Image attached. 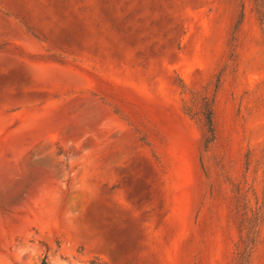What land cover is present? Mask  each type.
Listing matches in <instances>:
<instances>
[{
    "label": "rangeland",
    "instance_id": "374dc122",
    "mask_svg": "<svg viewBox=\"0 0 264 264\" xmlns=\"http://www.w3.org/2000/svg\"><path fill=\"white\" fill-rule=\"evenodd\" d=\"M263 198L264 0H0V264H264Z\"/></svg>",
    "mask_w": 264,
    "mask_h": 264
},
{
    "label": "trees",
    "instance_id": "16d2710c",
    "mask_svg": "<svg viewBox=\"0 0 264 264\" xmlns=\"http://www.w3.org/2000/svg\"><path fill=\"white\" fill-rule=\"evenodd\" d=\"M218 85H216V88ZM183 112L192 119H198L202 123L204 129V147L208 146L216 139V129L214 123V110H213V101L208 99L207 96L202 95L199 99L197 97L192 98L188 104L183 105ZM220 166V171L224 174L225 177L230 179V167H226L222 161L218 162ZM217 193V191H214ZM235 203H238V198L235 197ZM236 215L239 214L240 210L238 205H235ZM264 210V198L263 205L258 208V211ZM240 216V214H239ZM242 216V213H241ZM243 216H245L243 214ZM257 218V217H256ZM255 218V220H256ZM247 221V218H244L238 222L239 227L243 229V225ZM250 244H253V241H250ZM251 249V247H250ZM249 255L245 252L238 258V264H248ZM42 264H48L46 258L42 260ZM90 264H103L98 259H94Z\"/></svg>",
    "mask_w": 264,
    "mask_h": 264
}]
</instances>
